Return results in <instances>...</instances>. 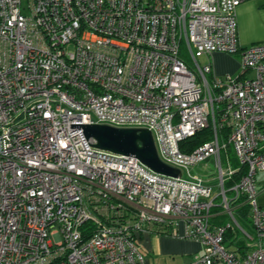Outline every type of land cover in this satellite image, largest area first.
Here are the masks:
<instances>
[{
	"label": "built area",
	"instance_id": "1",
	"mask_svg": "<svg viewBox=\"0 0 264 264\" xmlns=\"http://www.w3.org/2000/svg\"><path fill=\"white\" fill-rule=\"evenodd\" d=\"M244 1L0 0V264H145L139 239L176 235L179 221L201 244L188 264H264V42H238ZM214 52L238 55L240 71L215 74ZM86 124L148 129L180 175L96 148ZM228 147L235 167L227 153L223 167ZM209 159L215 196L189 172ZM216 206L231 222L210 223ZM228 230L243 248L225 244Z\"/></svg>",
	"mask_w": 264,
	"mask_h": 264
},
{
	"label": "rangeland",
	"instance_id": "2",
	"mask_svg": "<svg viewBox=\"0 0 264 264\" xmlns=\"http://www.w3.org/2000/svg\"><path fill=\"white\" fill-rule=\"evenodd\" d=\"M187 62H190V57H186ZM200 64L206 63L208 60L205 56L198 58ZM240 69V65L237 70ZM229 163L235 167L237 166V159L234 152L231 151L228 155ZM223 167L226 166V155L222 154ZM217 169L214 166L212 159L206 162H201L195 166L189 168L191 174H198L205 179L211 181L213 185V194L215 196L220 192V188L217 185ZM184 175V173H183ZM256 187L258 194L256 196V202L258 205L264 206V171H257L255 174ZM219 200L216 199L215 203L218 204ZM212 212H218L219 215L210 218L211 224L225 225L231 222L229 215L223 211L222 207H213ZM249 218V216H248ZM250 220L248 219V223ZM185 223L179 221L177 226L176 235L173 234H152L146 235L139 239V250L144 256L145 264H188L195 259V256L201 254V244L195 239H190L184 236ZM238 240L243 241L242 238ZM192 243L195 248L190 249L186 247V243ZM239 243V242H238Z\"/></svg>",
	"mask_w": 264,
	"mask_h": 264
},
{
	"label": "water",
	"instance_id": "3",
	"mask_svg": "<svg viewBox=\"0 0 264 264\" xmlns=\"http://www.w3.org/2000/svg\"><path fill=\"white\" fill-rule=\"evenodd\" d=\"M82 128L86 138L95 140L93 145L96 148L116 154L133 155L158 173L180 175L178 168L159 159L151 132L146 128H118L103 124H86Z\"/></svg>",
	"mask_w": 264,
	"mask_h": 264
},
{
	"label": "crops",
	"instance_id": "4",
	"mask_svg": "<svg viewBox=\"0 0 264 264\" xmlns=\"http://www.w3.org/2000/svg\"><path fill=\"white\" fill-rule=\"evenodd\" d=\"M237 38L241 47L264 42V0H245L236 8ZM213 71L217 75L237 74L238 55L214 52L210 58ZM186 247L195 246L188 242Z\"/></svg>",
	"mask_w": 264,
	"mask_h": 264
},
{
	"label": "trees",
	"instance_id": "5",
	"mask_svg": "<svg viewBox=\"0 0 264 264\" xmlns=\"http://www.w3.org/2000/svg\"><path fill=\"white\" fill-rule=\"evenodd\" d=\"M212 136L211 127L204 128L203 130L195 133L193 136L188 137L186 140L181 142V150L185 152L191 151L193 148L198 146L199 144L209 140ZM231 149L228 147L226 151L221 152V156L224 153L230 154ZM243 167L240 168L239 171H237L232 178L225 181L224 187H229L231 184L239 181L241 175L243 174ZM230 194V192H229ZM241 199H238L237 201H232L230 203V207L233 209V214L237 218L238 222L241 224L242 227H250V222L248 223V210L249 206L247 204H240ZM239 239V232H235L233 230H228L225 233V244L226 245H232L236 244L235 246L237 248H243L244 241L238 240ZM239 242V243H238Z\"/></svg>",
	"mask_w": 264,
	"mask_h": 264
},
{
	"label": "bare ground",
	"instance_id": "6",
	"mask_svg": "<svg viewBox=\"0 0 264 264\" xmlns=\"http://www.w3.org/2000/svg\"><path fill=\"white\" fill-rule=\"evenodd\" d=\"M256 44V43H255ZM223 53V52H222ZM229 55H233V54H229Z\"/></svg>",
	"mask_w": 264,
	"mask_h": 264
}]
</instances>
